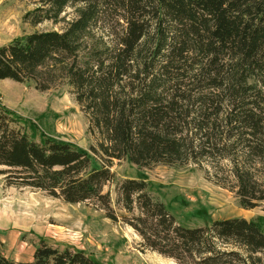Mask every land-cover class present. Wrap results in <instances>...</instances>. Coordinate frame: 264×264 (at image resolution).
<instances>
[{"label": "trees", "instance_id": "1", "mask_svg": "<svg viewBox=\"0 0 264 264\" xmlns=\"http://www.w3.org/2000/svg\"><path fill=\"white\" fill-rule=\"evenodd\" d=\"M34 2L24 21L63 26L1 45L0 79L40 91L68 87L99 142L91 154L47 136L36 141L26 119L0 104V174L8 185L68 203L94 200L117 221L103 191L114 179L113 159L138 167L227 159L240 206L264 200V170L256 168L264 169V0ZM118 190L133 214L123 221L144 247L179 264H263L260 221L229 217L187 227L144 179L126 178ZM0 264L101 263L40 238L31 261L0 248Z\"/></svg>", "mask_w": 264, "mask_h": 264}, {"label": "rangeland", "instance_id": "2", "mask_svg": "<svg viewBox=\"0 0 264 264\" xmlns=\"http://www.w3.org/2000/svg\"><path fill=\"white\" fill-rule=\"evenodd\" d=\"M35 6L34 0H0V46L33 31L62 28L63 22L32 25L24 21L25 12ZM72 11L69 6L63 15L70 19ZM0 104L26 119V131L36 141L47 136L91 154V147H97L98 133L89 130L87 116L66 86L40 91L32 82L0 79ZM96 155L99 160L100 154ZM229 165L222 159L138 167L127 159H113L114 179L103 191L109 192L117 221L106 217L94 200L68 203L42 190L8 185L0 174V248L8 257L30 259L35 244L43 238L59 248L82 250L101 264H179L144 247L141 237L123 221V216L130 219L133 214L122 205L120 183L126 178L147 181L151 196L164 203L181 225L208 226L216 219L244 217L260 221L264 231V200L254 208H242ZM256 168L264 170L261 163ZM137 212L135 208L133 213ZM261 261L264 264V254Z\"/></svg>", "mask_w": 264, "mask_h": 264}, {"label": "crops", "instance_id": "3", "mask_svg": "<svg viewBox=\"0 0 264 264\" xmlns=\"http://www.w3.org/2000/svg\"><path fill=\"white\" fill-rule=\"evenodd\" d=\"M35 249V248H34ZM34 249H33V251H32V257L30 258V259H19V258H14V257H9V258H11V259H13V260H16V261H31L32 260V258H33V253H34ZM6 257H8V255H5Z\"/></svg>", "mask_w": 264, "mask_h": 264}]
</instances>
